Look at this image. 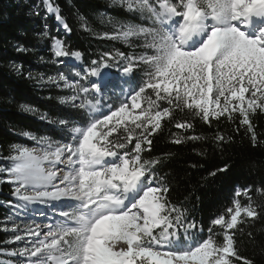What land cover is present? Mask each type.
<instances>
[{
	"label": "snow or ice",
	"instance_id": "1",
	"mask_svg": "<svg viewBox=\"0 0 264 264\" xmlns=\"http://www.w3.org/2000/svg\"><path fill=\"white\" fill-rule=\"evenodd\" d=\"M42 3L70 33L59 6L53 0ZM113 4L141 22L117 21L115 30L101 38L139 51L104 52L76 72L79 79L64 72L41 77L43 83L69 90L61 103L80 112V123L54 121L41 113V120L60 126L63 142L23 132L35 146L12 145L7 156H0L7 161L0 166V184L12 186L16 201H9L14 215L0 229L11 233L0 241V255L10 259H0V264H256L241 255L238 244L244 226L264 217V181L259 188L236 189L231 206L211 219L203 237V224L190 218L183 204L172 202L164 161L145 154H151L153 137L165 121L185 132L193 128L177 113L199 117L209 126L221 118L238 121L236 131L243 127L253 146L264 142L253 123L255 115L264 114V0ZM46 29L41 37L49 36ZM51 49L57 60L83 58L57 37H52ZM109 61L122 62L123 75L132 81L137 69L146 78L135 87L124 80L129 85L125 92L101 77ZM114 87H121L123 99L109 96L105 101ZM199 139L173 134L171 142ZM213 140L223 148L232 137L217 133ZM256 192L260 202L253 199ZM36 216L47 222H37ZM246 235L254 240L251 231Z\"/></svg>",
	"mask_w": 264,
	"mask_h": 264
},
{
	"label": "trees",
	"instance_id": "2",
	"mask_svg": "<svg viewBox=\"0 0 264 264\" xmlns=\"http://www.w3.org/2000/svg\"><path fill=\"white\" fill-rule=\"evenodd\" d=\"M53 3L59 6L63 19L71 28L70 33L57 23L55 16L46 14L42 0H0V156H7L12 145L34 146L32 140L22 135L23 132L63 142L64 133L60 126L41 120V113L54 121L70 119L80 123V112L61 103V97L71 94L69 90L43 83L41 77L46 80L48 76L64 72L70 79H79L76 72L92 66L91 61L99 59L104 52L131 54L139 51L120 40L101 38L104 32L115 30L117 21L141 22L115 6L113 0H53ZM37 11L39 15H36ZM45 25L49 36L41 37L39 33L45 31ZM52 37L81 51L83 58L75 64L70 63L71 57L57 60L51 49ZM18 48L25 51H18ZM109 65L106 69L113 76L111 82L128 91L129 85L123 83L125 79L119 78L122 62L109 61ZM134 75L135 81L130 77L126 79L131 87L146 78L140 69ZM89 79L93 80L92 77ZM121 87L109 88L105 101L109 96L123 99ZM21 105L37 111L25 112ZM176 118L190 120L193 128L185 132L175 128L174 123L165 121L162 131L153 137L151 154L145 155L164 161L163 172L170 177L172 202L183 204L189 217L203 224L205 231L199 235L206 237L211 219L231 206L236 189L259 188L264 181V142L253 146L243 127L236 131L238 121L221 118L222 121L214 120L209 126L190 114L177 113ZM253 123L257 136L264 141V114L255 115ZM217 133L232 137L231 142L223 148L217 146L213 140ZM173 134L196 135L200 139L177 145L171 142ZM6 164L7 161L0 159V166ZM225 166L227 171H217ZM213 172L216 174L211 175ZM11 192L10 185L0 184V229L8 215L7 204L9 201L14 203ZM240 199L247 203L245 197ZM253 199L260 202V193L256 192ZM244 231L245 235L239 238L238 244L241 255L254 259L256 264H264V217L244 226ZM249 231L254 240L246 235ZM8 236L0 230V241Z\"/></svg>",
	"mask_w": 264,
	"mask_h": 264
},
{
	"label": "rangeland",
	"instance_id": "3",
	"mask_svg": "<svg viewBox=\"0 0 264 264\" xmlns=\"http://www.w3.org/2000/svg\"><path fill=\"white\" fill-rule=\"evenodd\" d=\"M44 11H45V9H44ZM46 12V11H45ZM48 16H54L53 14H48V13H46ZM122 42V41H121ZM70 61H71V63H76L77 61L74 59V58H71L70 59ZM101 77H103V78H105L107 81H109V82H111V80H112V78H113V76L107 71V69L106 68H102V70H101ZM119 78L120 79H126L125 78V76L123 75V73H122V71H120V73H119ZM92 79L93 80H97V79H100L99 77H92ZM107 111V110H106ZM219 121H222V120H219ZM33 142V144H34V146H35V142L34 141H32ZM33 146V147H34ZM11 186V185H10ZM12 187V186H11ZM13 197V196H12ZM13 199H14V203L16 202L15 201V198L13 197ZM242 202V201H241ZM242 203H244V202H242ZM7 209H8V215H7V217L9 216V215H14V213H13V210L10 208V206H9V204H7ZM29 216H31V213H29V214H27V216H22V219H28V217ZM6 217V218H7ZM6 218H5V220H4V222H3V224H2V228H3V225H4V223H5V221H6ZM14 219H15V216H14ZM34 219L37 221V222H42V223H46L47 221L45 220V218L44 217H40V216H36V217H34ZM18 223L20 222L19 220L17 221ZM9 227H11V224H9ZM1 228V229H2ZM2 231V230H1ZM2 232H4V231H2ZM4 233H6L7 235H10L11 233L10 232H4ZM3 247H12L11 245H4ZM0 259H4V260H8V259H10L9 257H7V256H5V255H0Z\"/></svg>",
	"mask_w": 264,
	"mask_h": 264
},
{
	"label": "bare ground",
	"instance_id": "4",
	"mask_svg": "<svg viewBox=\"0 0 264 264\" xmlns=\"http://www.w3.org/2000/svg\"><path fill=\"white\" fill-rule=\"evenodd\" d=\"M125 78L127 79L128 77H125ZM126 79H125V80H126ZM107 110H108V109H107Z\"/></svg>",
	"mask_w": 264,
	"mask_h": 264
},
{
	"label": "water",
	"instance_id": "5",
	"mask_svg": "<svg viewBox=\"0 0 264 264\" xmlns=\"http://www.w3.org/2000/svg\"><path fill=\"white\" fill-rule=\"evenodd\" d=\"M57 23H59L58 21H57ZM60 24V23H59Z\"/></svg>",
	"mask_w": 264,
	"mask_h": 264
}]
</instances>
